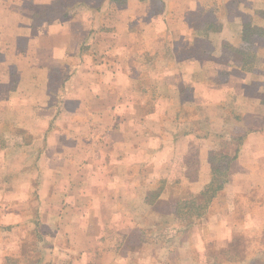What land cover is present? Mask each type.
<instances>
[{"label": "crops", "instance_id": "0c3cea01", "mask_svg": "<svg viewBox=\"0 0 264 264\" xmlns=\"http://www.w3.org/2000/svg\"><path fill=\"white\" fill-rule=\"evenodd\" d=\"M19 1L12 2L18 8L14 11L12 22V25L15 26L12 27L15 32L10 31L9 34L4 35L2 32L7 31L8 28L1 27L3 31L2 34L0 33V99L3 98V93L8 94V96L12 95L13 98L8 100L12 104L8 107L12 109L14 103L19 105L22 102V94L30 93L27 92L26 88H22L24 79L28 77L27 81L31 82L32 91H35L31 94L41 95L42 102L36 105H25L26 108L43 109L59 104L67 114H60V117L56 119L53 117L48 126L47 124L39 125L36 119L32 120L33 128H20L21 121H15L16 125L10 122V125L19 129V132L21 130L26 132L32 140L30 144L21 143V147L27 149L19 150L18 157L36 156L37 165L44 157H61L65 152L64 147H67L68 151L70 146L78 144L80 140L84 139L86 134L82 133L81 129L89 128L90 116L94 115L97 122L104 123L105 118L103 116L108 112L111 114L112 125H116L111 131V135L112 137H117V135L120 137V141H115L114 150L123 151L125 148H122L125 143L123 140L127 135L118 131V127L125 128V133L132 130L134 134L136 132L133 130L135 124L141 125L144 121V123L149 124L155 123L151 122V119L162 114L160 111L163 106L172 107L173 110L168 111V116L179 119L182 118L180 115L182 110L196 108L200 101H204V104L208 106L213 104L222 109L230 103L231 85L234 82L241 92V104L235 106L238 107V110H234L235 114L229 112V108L226 111L224 109V117H218V124L226 123L225 126H227L230 124V120H235L234 115H237L240 132L234 130L236 126L232 128L228 126L227 132L232 134L234 139L227 141L226 145L229 146L231 141H239L238 154L241 158L239 156L236 160L235 156H231L225 151L224 145L221 146L223 150H219L221 147L212 150V148L206 149L203 146L200 151L201 160L203 162L205 157L208 158L211 176L205 181L201 191L190 193L197 197L210 184L212 178L211 152L220 151L227 154L230 160L228 168L230 180L224 186V192L229 191L230 187L234 185L236 191L240 193L239 198H244L246 204H263L247 198V195H250L252 190L253 192L259 191V194L262 195L260 190L264 189V80H259L262 73L260 66H258L264 61V19L259 21L261 23L257 22L262 18L260 14L264 12V0H237L236 2H234L235 0ZM230 7L233 8L232 12ZM218 10L221 13H218ZM57 22L67 24L71 40L66 44L65 39L64 46L56 49L43 47V42L50 40L52 35L51 30L42 33L39 31L40 28L48 29ZM252 31L254 35L248 36ZM257 31L263 37H258ZM38 45L42 47L43 52H47L46 57L36 56V53L38 54L40 51ZM31 61H37L39 64L36 67L40 70L31 69L25 74L24 69L20 68L21 62H25L26 67H35ZM40 71L46 73L45 83L41 82L40 79H35L39 77ZM107 77L112 81L106 82ZM149 79L152 82L155 81L157 88L148 84ZM57 81L59 82L56 83ZM12 85L14 86L12 87ZM73 90H79L77 97L71 95ZM96 91H100L102 94L107 91L115 92L120 94L121 98H117L114 104L102 105V111L99 109L92 111V108L96 107V105L91 104L92 99L104 98V94L103 96L98 95L95 93ZM92 94L95 96L93 97ZM226 94L228 95L227 99ZM211 96L215 98V101L210 104ZM14 97L18 101H13ZM216 97H219L217 101ZM153 99H156V110L158 111L151 113L150 106ZM52 100L56 104H53ZM69 106L73 107V110ZM193 117L192 115L191 118ZM52 122L53 128L51 127ZM166 122H170L171 125L173 121ZM191 122L193 123V121ZM159 124L164 125L163 122H159ZM179 125V123H173L176 128H179ZM1 126L2 121L0 120ZM39 128L45 129L40 131ZM189 133L187 132V135H191L189 143L193 141L196 143L194 135L198 136L199 133L197 134L194 130H190ZM141 134L152 137L146 131H142ZM171 135L175 139L173 134ZM163 137L166 136L163 135ZM99 139L96 135L95 141H99ZM151 139L153 140V138ZM55 141L61 144L58 151L61 150L63 153L55 154L50 149L49 146ZM206 141H210L209 138ZM33 142L34 144L42 142L44 147H34ZM126 147L127 150H135L133 145ZM74 163L71 161L66 163L65 171L72 176L62 178L59 185L64 179L70 180H66L61 187L67 184L68 188L73 189L86 187V168L82 162L77 165ZM234 168H237L238 171ZM42 169L44 170V168ZM130 169L132 171V167ZM236 173H239V184H236L237 180L232 178V175ZM56 174L52 173V176L55 177ZM131 179L123 180L125 187L119 188L133 189L135 179L133 177ZM196 179L197 177L191 179L194 186H198ZM49 181L42 182L44 195H46L47 190L60 187L54 184L58 181L57 179L54 182ZM5 187L0 185V192H2L0 199L1 197L6 198ZM146 188L148 195V189H153V187L146 186ZM147 195L143 202L154 213L151 214L150 212L146 219H142L150 220L151 216L156 217V220L162 218L163 214L161 212L156 213L154 208L159 203L165 204L166 198L158 194L156 199L148 201ZM106 201V205L110 204L117 207L113 215L118 221H124L127 225L125 229L116 228L115 234H113L124 245L114 244L107 249L105 248L110 254L119 252V254L114 255V264H119L127 261L122 258V254H131L133 257L136 253V250L130 247L133 246L131 238L135 234L133 223L135 217L132 215L134 203L119 199ZM82 202L80 203L81 206H70V208L74 214L79 215L78 218L81 221L85 222L89 219V214L94 210V207L92 201H88L86 205ZM175 204L176 208L172 207V214L174 215L178 213L180 203L177 201ZM43 205L45 209L48 208L46 203ZM118 206H130V216L128 215L129 211L119 213ZM208 206H210V202L206 208ZM44 213L46 215V211ZM125 213L126 215H124ZM1 214L0 212V216H3ZM252 214L254 215V213ZM197 215V217L201 216L199 213ZM178 216L181 217L182 215ZM51 218L54 227H56L59 226V221H62L63 215L54 213ZM251 218L257 221L258 216H251ZM25 223L13 222L10 224L13 226L7 229H4L1 224L0 264H13L12 261L8 260H13L14 264H45L48 262L44 255L49 254L46 253L47 250L39 246L38 238L48 236L44 231L50 227L43 229V223L37 220L31 225L34 228L28 232L25 227H29L30 223L27 221ZM18 225L22 228L20 240L14 244L15 248H8L2 234H15L14 226ZM68 226L67 223L63 222L62 228L64 230ZM86 227L85 224L82 225L83 232L87 231ZM99 227L103 230L101 226ZM17 231L21 233L19 229ZM54 231L57 232V228ZM260 231L261 234L256 237H263L260 238V241L257 240L255 248H249L248 252H255L256 254L264 252V230ZM55 232L53 233L55 234ZM257 233L258 231L254 232V234ZM36 234H38L37 237ZM103 237V232H97L95 235L97 245L100 246ZM27 242L31 244L30 247L26 246L25 243ZM156 244L152 243V240L143 239L141 241L143 249H148V251L156 249ZM151 246L154 247L149 249ZM55 249L57 250V248ZM74 250V246L64 250L65 253L71 254L72 264H75L73 259L79 261L82 256H87V252L96 255L100 248L95 247L92 249L93 251L88 249L87 252H75ZM120 251L122 256H120ZM18 254L21 256L18 257ZM132 257L128 259L134 260ZM23 258L25 261L21 260ZM87 261L86 264H92L91 258ZM150 263V260L147 262V259H140L138 264ZM248 263L253 264L249 261Z\"/></svg>", "mask_w": 264, "mask_h": 264}, {"label": "rangeland", "instance_id": "374dc122", "mask_svg": "<svg viewBox=\"0 0 264 264\" xmlns=\"http://www.w3.org/2000/svg\"><path fill=\"white\" fill-rule=\"evenodd\" d=\"M16 1L20 2L19 0ZM12 2H15V0H0V33L3 31L1 30L2 26L8 28V30L4 28V30H7L2 32L4 35L9 34L10 31L15 32V29L12 28L15 27L12 22L14 20V11L18 10V8ZM8 3L10 4L7 5ZM28 7H30V4H28ZM230 11H233L232 7H230ZM262 19L263 16L257 22L262 21ZM47 30H51L53 38L51 37L50 40L45 41L46 43L43 42V47L56 49L64 46L65 39L66 44L71 40L67 24L57 22L52 27L48 29L40 28L39 31L46 33ZM39 47L40 51H38V54L36 53V56L46 57L47 52H43L41 50L42 47ZM27 53L29 54V51ZM31 62L35 67H26L25 62H21L22 66L20 68L24 69L25 74L31 69L40 70L36 67L39 64L37 61ZM260 64L258 66H260L262 76H260L259 80L263 81L264 61ZM27 79H24L22 88H26L27 92L30 93L22 94V102L19 105L14 103L13 107H11L12 109L8 107V105L12 104L8 101L13 98L12 95L8 96V94L3 93V98L0 99V120L2 121V126L0 127V185L6 186V198L1 197L0 199V212L4 216V218L0 216V226L2 224L3 228L7 229L13 226L10 225L13 222L21 224L27 221L30 223L29 227H25L28 232L31 228H34L31 225L36 223L37 220L43 223V229L49 226L50 228L44 231L48 236L38 238L40 241L39 246H42L47 250L46 253L49 254L44 255L45 259L48 260L45 264H72L71 254L64 251L72 246H74L75 252H87L88 249L100 248L96 255L94 253L88 254L87 252V256H82L79 261L73 259L75 264H86L90 258L92 264H114V255L119 254V252L110 254L106 249L114 244L124 245L113 234H115L116 228L125 229L127 225L124 221H118L116 216L113 215L117 207L110 204L106 205V200L108 199H119L134 203L132 215L135 217L133 222L135 234L131 238L133 246L130 247L134 248L136 253H134L133 257L131 254L125 253L122 256L120 251V256L127 261L119 264H138L140 259H147V262L150 260V264H249L248 261L253 264H264V252L256 254L255 252L247 251L249 248H255L256 241H260V238L263 237L256 236L261 234L260 230H264V189L260 190L262 195L259 194V191L253 192V190L250 193L252 198L247 195V198L263 203L261 205L246 204L244 198H239L240 193L236 191L233 185L229 191L224 192L222 190L218 192L210 206L205 209L202 208L203 210L199 209L197 211L201 214L199 217H197L198 213H183L181 217L177 214H172V207L176 208L175 203L177 201L180 203L178 205L180 208L181 204L191 198L192 193L190 192L198 193L203 189L205 181L210 179L211 172L208 158L205 157L202 162L200 156L203 146L206 149L212 148V150H215L224 145L225 151L231 156H235L236 160L240 156L238 154L239 141H231L229 146L226 145L227 141L234 139L232 134L227 132L228 126L230 128L236 126L234 130L238 133L240 132L237 115H234L235 120H230V124H227V126H225L226 123L223 125L221 123L218 124V117H224V112L228 108L229 112L235 114L234 110H238V107L235 106L241 104V92L234 82L231 85L230 103H228V106L224 104L225 107L222 109L215 107L213 104L208 106L204 104V101H200L196 108L193 107L191 109L192 111L190 109L182 110L180 113L182 118L179 119L168 116V111L173 110L172 107L163 106L160 111L162 114L160 116L156 115L153 117L154 119H151V122L155 123L149 124L144 123V121L141 125L135 124L133 130L136 132L134 134L132 130L125 133V128L118 127V131H122L127 135L123 140L125 142L122 146V148L125 147L123 151L114 150L116 147L115 141H120V137L118 135L117 137H112L111 135V131L116 127V125L114 126L111 123V114L109 112L104 114V123L97 122L94 115H92L90 116L91 124L89 128L81 129V132L86 134L84 139L80 140L78 144L70 146L68 151L67 147H64V153L61 150L58 151L61 148V144L57 141L53 142L49 146L50 149L55 154L62 152L63 156L44 157L37 165L36 156H31L30 158L17 156L19 150L27 149L22 148L21 143L30 144L32 140L26 132L22 130L19 132V129L14 126L16 125L15 121H21L20 128H33V119H36L39 125L47 124L48 126L53 117L56 119L60 117V114H67V112L59 104L55 107L47 106L43 109L26 108L25 105H36L42 102L41 95L31 94L35 93V91H32L31 82H28ZM35 79H40L41 82L45 83L47 79L46 73L40 71L39 77ZM108 81L112 80L107 77L106 82ZM120 82H123V80H120ZM85 83L87 82L85 81ZM92 83L94 84V82ZM148 84L157 88L155 81L152 82L149 79ZM71 86L73 87L74 85ZM78 93L79 90H73L71 95L77 97ZM95 93L102 96L104 94V98L92 99L91 104L93 106L96 105L95 108H92V111L97 109L102 111V105L114 104L117 98H121L120 94L111 93L110 91L103 92V94L100 91ZM64 95H66V92H64ZM92 96L94 97L95 94H92ZM227 98L228 95L226 94ZM218 99L219 97H216V101ZM13 101H18V99L16 100L14 97ZM155 101L156 99H153L151 103V113L158 111L156 110L157 102ZM214 101L215 98L211 96L210 104ZM233 102L235 103L233 104ZM52 103L56 104L54 100H52ZM45 104L47 103L45 102ZM69 108L73 110V107L69 106ZM192 115L194 116L193 118H191ZM166 121L173 122L170 125V122ZM10 122L14 125H10ZM159 122H163L164 125L159 124ZM173 123H179V128L173 126ZM223 126H225L224 129ZM51 127L53 128V122ZM45 128H39V130L42 131ZM190 130L196 131L197 134L199 133L198 136L194 135L196 143L194 141L189 143ZM142 131L152 135L151 138L153 140L146 134L142 135ZM187 132L189 133L188 135ZM171 134H173L175 139H173ZM210 134L212 136L211 139ZM96 135L100 138L99 141H95ZM141 135L142 138L140 137ZM163 135L166 137H163ZM208 138L210 141H206ZM33 145L38 148L44 147L42 142H37L36 144L33 142ZM132 145L135 150H127L126 146L132 147ZM222 147L219 150H223ZM70 161L72 163L75 162V165L82 162V165L85 166L87 171L85 178L86 187L73 189L68 188V184L61 187L66 180L70 179H64L59 185V181L62 178L72 176L65 171V165ZM234 169L237 170V168ZM52 173H57L56 178L52 176ZM238 174L232 175V178L237 180L236 184H239ZM52 177L54 180H58L54 184L60 187L47 190L46 195H44V190H42L44 184L42 182L48 180H50L49 182H54ZM132 177L135 179V187L129 190L121 189L125 187L123 180H130ZM195 177H197L198 186H194V183L191 182V179ZM16 178H18V181H16ZM146 186L153 187V189H148V195ZM158 194L166 198L165 204L159 203L154 208L156 213L161 212L163 214L162 218L160 217V219L156 220V217L151 216L150 220H143L142 218H147L148 213H154L143 202L146 199V195L149 201L150 199H156ZM93 198L94 200H92ZM88 201H92L94 210L89 214V219L84 222L78 218L79 215L72 212L70 206H81V202L86 205ZM43 203H46L48 208L45 209ZM241 204L242 207H240ZM202 205L205 206V203ZM244 205H246L245 208ZM130 210V206H118L119 213L129 211L128 215L130 216ZM183 212H186V210H183ZM54 213L62 214V221L67 223L69 228L67 227L64 230L62 221H59V226L54 227V222H52L51 218ZM251 216H258L257 221L254 218L252 219ZM84 224L87 226L86 232L82 231V225ZM56 228L57 232L54 231ZM14 229H16L15 234H2L8 248H15L14 244L20 240L19 238L22 235V228L19 225L14 226ZM18 229L21 233L17 231ZM257 231L258 233L254 234ZM97 232H103L104 234L100 244L101 247L95 241ZM143 239L157 243L156 249H152L154 246L149 248L152 249L151 251L143 249L141 246ZM25 244L28 247L31 246L29 242ZM19 256L21 255L18 254ZM131 257L134 260L128 259ZM122 258L120 259L122 260ZM21 260L25 261L24 258ZM8 261H12L14 264L13 260Z\"/></svg>", "mask_w": 264, "mask_h": 264}, {"label": "trees", "instance_id": "16d2710c", "mask_svg": "<svg viewBox=\"0 0 264 264\" xmlns=\"http://www.w3.org/2000/svg\"><path fill=\"white\" fill-rule=\"evenodd\" d=\"M264 19V13H263ZM253 36L252 33H249L248 36ZM256 35L258 37H263L257 31ZM211 162H212V178L210 184H208L205 189L195 197L191 195V200L186 201L184 204H181V207H178V215H183V213H190L206 208V205L210 202L212 203L214 198L217 196V193L222 191L224 186L229 182L230 175L228 173V168L230 166V160L227 154L224 152H211ZM199 201V203H198ZM205 203V206L202 204ZM203 208V209H202ZM186 210V212H183Z\"/></svg>", "mask_w": 264, "mask_h": 264}]
</instances>
